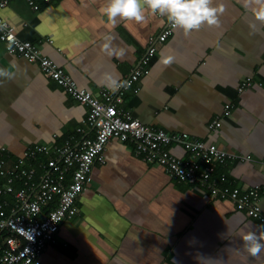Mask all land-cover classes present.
Instances as JSON below:
<instances>
[{
    "label": "crops",
    "instance_id": "1",
    "mask_svg": "<svg viewBox=\"0 0 264 264\" xmlns=\"http://www.w3.org/2000/svg\"><path fill=\"white\" fill-rule=\"evenodd\" d=\"M37 2L34 11L25 0H11L0 14L19 38L37 44L79 87L94 94L113 89L110 79L125 80L168 23L148 12L143 23L117 20L113 26L99 12L106 0ZM221 2L225 11L219 27L202 25L187 36L177 28L155 44L146 74L119 106L144 124L249 156L219 171L227 185L242 190L259 185L264 195V25L240 0H213L212 6ZM169 56L171 63L163 64ZM0 70V155L16 159L35 144L58 146L70 139L76 145L81 140L76 129L87 106L44 75L37 63L8 54L1 41ZM247 77L254 87L238 93ZM226 103L234 105L231 115L210 130V121ZM84 134L91 137L93 131ZM169 152L187 156L180 145H171ZM75 207L39 264H264V250L248 255L240 235L264 234L262 223L230 200L211 197L146 163L129 142H107L103 163L92 165L91 181Z\"/></svg>",
    "mask_w": 264,
    "mask_h": 264
},
{
    "label": "built area",
    "instance_id": "2",
    "mask_svg": "<svg viewBox=\"0 0 264 264\" xmlns=\"http://www.w3.org/2000/svg\"><path fill=\"white\" fill-rule=\"evenodd\" d=\"M10 1L0 0V9ZM25 1L30 9H38L37 0ZM172 30L167 23L156 39L150 40L138 65L119 82L120 87L102 88L94 94L79 87L37 44L19 38L15 27L0 14V41L6 52L37 63L44 75L88 108L76 129L82 135L76 145L67 139L58 146L32 145L16 159L8 153L0 155V181H5V186H0V264H39L41 253L54 241L61 223L75 214V201L83 186L91 181V167L95 162L103 163L105 145L112 138L131 143L136 155L146 163L161 166L169 177L196 186L211 197L230 200L236 209L264 225L263 188L231 187L226 184L225 174L216 175L218 166L249 160V156L226 151L185 132L169 133L144 124L119 106L124 94L146 74L155 44L163 42ZM253 87L254 80L247 77L239 83L237 92ZM233 107V103H226L208 128L216 130L221 119L231 115ZM86 129L93 131L91 137L84 134ZM171 145H180L187 156L180 158L170 153Z\"/></svg>",
    "mask_w": 264,
    "mask_h": 264
},
{
    "label": "clouds",
    "instance_id": "3",
    "mask_svg": "<svg viewBox=\"0 0 264 264\" xmlns=\"http://www.w3.org/2000/svg\"><path fill=\"white\" fill-rule=\"evenodd\" d=\"M240 3L244 9L250 11L255 21L264 25V0H240ZM212 5L213 0H106L99 12L106 16L113 26L117 20L139 24L145 21L146 13L150 12L153 16L159 14L166 18L172 28L182 30L187 36L192 31L199 30L202 25L209 28L219 27V18L225 7L222 2L216 6ZM103 49L108 50V44H104ZM171 61L172 57L169 56L161 62L168 65ZM3 72L4 70H0V75ZM108 86L115 89L121 84L110 79ZM240 235L248 255L256 257L264 250V244L259 242L264 241V234L257 236L252 231H242Z\"/></svg>",
    "mask_w": 264,
    "mask_h": 264
},
{
    "label": "trees",
    "instance_id": "4",
    "mask_svg": "<svg viewBox=\"0 0 264 264\" xmlns=\"http://www.w3.org/2000/svg\"><path fill=\"white\" fill-rule=\"evenodd\" d=\"M173 30H174V28H173ZM173 30H172V31H173ZM172 31H171V33H172ZM171 33H170V34H171ZM170 34H169V35H170ZM169 35H168V36H169ZM168 36H167V37H168ZM167 37H166V39H167ZM164 41H165V40H164ZM164 41H163V42H164ZM155 54H156V50H155V53H154L153 57L150 59V61H149V63H148L147 70H148V68H149V64L151 63V61H152L153 58L155 57ZM138 79H139V78H138ZM220 167H221V166H218V168H217V172H216V175L224 174L223 172L219 171ZM206 193H207V192H206ZM208 195H209V194H208ZM216 198H218V197H216ZM251 218H252V217H251ZM253 219H254V218H253ZM255 220H256V219H255ZM258 222H259V221H258ZM259 223H260V222H259Z\"/></svg>",
    "mask_w": 264,
    "mask_h": 264
},
{
    "label": "bare ground",
    "instance_id": "5",
    "mask_svg": "<svg viewBox=\"0 0 264 264\" xmlns=\"http://www.w3.org/2000/svg\"><path fill=\"white\" fill-rule=\"evenodd\" d=\"M71 97V96H70Z\"/></svg>",
    "mask_w": 264,
    "mask_h": 264
}]
</instances>
